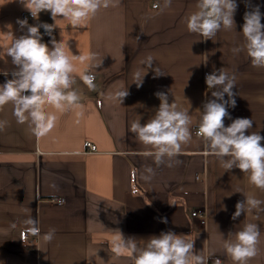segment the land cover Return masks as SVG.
I'll use <instances>...</instances> for the list:
<instances>
[{"label":"crops","instance_id":"1","mask_svg":"<svg viewBox=\"0 0 264 264\" xmlns=\"http://www.w3.org/2000/svg\"><path fill=\"white\" fill-rule=\"evenodd\" d=\"M196 3L172 0L161 11L154 6H162V0H121L118 8L101 10L77 31L66 20H56L53 35L66 40L73 55L91 51L102 56L95 69L97 88L89 91L77 76L73 88L82 94L83 118L77 122L73 113L61 116L43 139L16 123L10 104L0 111V119L9 121L0 131V264H133L126 254L116 257L111 251L117 230L125 240H146L169 230L190 235L195 251L212 253L208 264L216 259L232 264L220 234L230 239L249 222L257 223L261 233L259 253L249 264H264V210L231 219L238 201L248 194L264 200V190L251 185L237 168L224 172L217 158L205 154L206 146L196 135L203 103L212 98L205 76L222 68L236 78L231 118L252 119L249 132L264 137V69L253 67L246 52H232L244 42V13L259 5L264 14V0H236L235 31L222 29L215 42L186 28ZM24 18L29 25L54 23L48 12L34 20L19 0H0V44L9 41V32L23 34L16 22ZM40 31L51 48L50 38ZM148 55L154 58L152 67L164 75L154 78L150 68L137 88L133 75ZM13 67L10 57L0 60V69ZM5 80L0 75V84ZM120 84L129 94L121 106L110 105L105 94ZM158 91L167 94L169 103L189 110L192 139L183 146L178 165H161L145 181L144 168L156 166L128 130L132 121L140 118L143 125L154 115ZM230 123L224 120L225 126ZM86 142L96 152H87ZM54 198L64 203L55 204ZM194 211L205 216L203 224L191 216ZM29 216L38 221L41 234L56 230L51 243L45 246L40 237L23 232ZM95 249L96 256L89 259Z\"/></svg>","mask_w":264,"mask_h":264},{"label":"clouds","instance_id":"2","mask_svg":"<svg viewBox=\"0 0 264 264\" xmlns=\"http://www.w3.org/2000/svg\"><path fill=\"white\" fill-rule=\"evenodd\" d=\"M19 2L34 20H38L41 12H48L54 23L29 25L27 18L17 19L18 31L23 34L14 37L9 32V41L0 44V60L5 56L10 57L14 66L10 71L0 69V75L6 77L5 82L0 84V111L10 104L16 123L25 125L31 135L43 139L56 128L61 116L73 113L77 122L83 118L85 106L81 102L82 94L75 90L73 85L76 84L78 76L89 91H96L95 69L102 62V56L98 53L90 51L87 54L73 55L66 40L57 41L53 35L58 27L56 20H66L67 26L77 31L86 27L101 10L118 8L121 0ZM171 3L172 0H162V6L157 4L154 7L163 11L169 8ZM195 7L196 10L186 18L189 33L197 34L205 41L215 42L217 33L222 29L235 31L234 14L238 7L236 0H197ZM262 15L264 14L260 12L259 5L244 13L241 31L244 42L232 48L234 54L246 52L251 65L260 69H264ZM41 28L44 30L43 34L50 38L51 48L48 43L43 42ZM206 60L207 57L205 62ZM153 61L151 55L140 61V68L134 73L132 82L137 88L142 86L150 68L154 78L164 75L158 67H152ZM9 75L10 79L7 78ZM205 83L208 89H212V98L203 103L196 124V135L206 146L205 154L217 158L224 172L237 168L247 175L251 185L264 190V146L261 144L264 137L259 132H249L254 124L252 119H232L228 112V108L236 106V93L233 92L236 85L235 76L221 68L206 74ZM128 94L127 87L120 84L105 94V100L110 105L121 106ZM154 95L160 101L154 115L143 125L140 118L132 121L128 130L145 147L143 155L152 157L156 166L144 168L142 179L145 181H150L156 174V168L161 165H178L183 146L192 139V117L189 110L181 109L176 102L169 103L164 92L158 91ZM226 118L231 120L228 126L224 124ZM8 124L9 121L0 119V131H4ZM244 197L243 201L236 203L232 220H236L242 213L251 214L253 210H264L261 209L264 200L256 198L253 194ZM57 203L63 204L64 201L58 200ZM161 222L167 223V220L162 218ZM23 232L40 237L42 244L46 246L54 239L56 230L49 229L41 234L38 221L29 216L24 221ZM115 232L111 251L116 257L126 254L133 264H208L212 255L195 251V238L176 234L171 230L152 235L146 240H125L119 230ZM230 235L229 239L220 234L224 253L231 259L232 264H249L259 253V225L246 223L241 230ZM96 252L97 249L90 254L89 259L92 255L96 256ZM215 264H220V261L217 260Z\"/></svg>","mask_w":264,"mask_h":264},{"label":"built area","instance_id":"3","mask_svg":"<svg viewBox=\"0 0 264 264\" xmlns=\"http://www.w3.org/2000/svg\"><path fill=\"white\" fill-rule=\"evenodd\" d=\"M47 36V35H46ZM48 37V36H47ZM196 133H197V131H196ZM85 147L87 148V152H89V153H94V152H96V146L94 145V144H92V143H90V142H86L85 143ZM58 200H63V199H56V198H54V199H52L51 201L52 202H54L55 204H58V205H62V204H60V203H57V201ZM64 201V200H63ZM191 216L192 217H198L201 221V224H203L204 222H205V216L203 215V214H201L199 211H194V212H192L191 213ZM217 260H219V259H216V260H214V264H215V262L217 261ZM220 261V260H219ZM220 264H221V262H220Z\"/></svg>","mask_w":264,"mask_h":264}]
</instances>
